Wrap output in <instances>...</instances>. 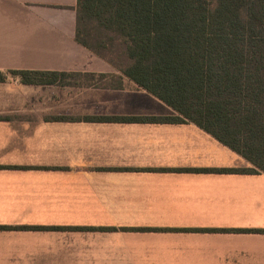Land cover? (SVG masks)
I'll return each instance as SVG.
<instances>
[{
  "label": "crops",
  "instance_id": "obj_1",
  "mask_svg": "<svg viewBox=\"0 0 264 264\" xmlns=\"http://www.w3.org/2000/svg\"><path fill=\"white\" fill-rule=\"evenodd\" d=\"M77 0H0V264H264V174L75 41ZM225 170L226 172H222Z\"/></svg>",
  "mask_w": 264,
  "mask_h": 264
},
{
  "label": "trees",
  "instance_id": "obj_2",
  "mask_svg": "<svg viewBox=\"0 0 264 264\" xmlns=\"http://www.w3.org/2000/svg\"><path fill=\"white\" fill-rule=\"evenodd\" d=\"M75 41L173 110L175 123L252 166L238 172L264 174V0H77ZM8 76L27 85L74 77L9 71L0 82Z\"/></svg>",
  "mask_w": 264,
  "mask_h": 264
},
{
  "label": "rangeland",
  "instance_id": "obj_3",
  "mask_svg": "<svg viewBox=\"0 0 264 264\" xmlns=\"http://www.w3.org/2000/svg\"><path fill=\"white\" fill-rule=\"evenodd\" d=\"M118 51H119V48L114 49L113 52H115V53H112L111 56H114V58H115V54H117ZM114 60L116 61V63H119V65H121V58H120V57H119L118 59H114ZM63 81H64V82H70V83H73V82H80V83H86V84H88V83L90 82L87 78H85V79H84V78L81 79V78H77V77H69V78H65Z\"/></svg>",
  "mask_w": 264,
  "mask_h": 264
}]
</instances>
